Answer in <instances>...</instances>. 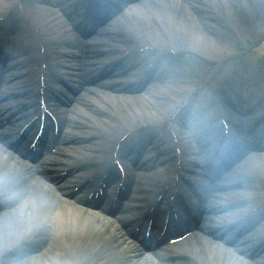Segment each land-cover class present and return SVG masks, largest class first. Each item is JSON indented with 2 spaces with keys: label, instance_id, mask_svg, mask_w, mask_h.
<instances>
[{
  "label": "bare ground",
  "instance_id": "obj_1",
  "mask_svg": "<svg viewBox=\"0 0 264 264\" xmlns=\"http://www.w3.org/2000/svg\"><path fill=\"white\" fill-rule=\"evenodd\" d=\"M45 1L0 0V26L3 25L0 33H6V24L14 14L17 21L22 22L20 27L30 39L42 42L52 56L70 60L83 57L88 52L77 38L72 40L65 18L64 0L52 1L53 7H48ZM118 28V36H110L107 44L94 45L91 53L95 54L93 65L97 66L96 70L106 71V80L109 82L105 84L106 81H102L98 85L103 90L107 89L108 93L111 91L122 96L92 94L94 98H89L84 103L88 111L84 117L88 122L86 131L80 133L82 128L75 127L66 133L65 139L75 141L83 139V134H88V137L97 135L99 139H105L106 145V139L116 137V154L122 157L126 151L124 146H127L129 140L138 143L139 137L150 138V135L141 133L146 131L145 127L163 128L166 124L168 128H173L171 116H175L186 96L192 97L197 87L210 77L212 70L207 67L200 80L186 86L187 81L179 79L177 75L178 71L185 72V69L175 66L168 55L186 52L198 57L200 61L193 67V72H196L199 65L214 67L235 58L237 54L231 49L230 39L233 43L238 40L249 44L252 42V52L264 48V0L163 1L153 4L146 14L132 12L118 23ZM122 51L140 53L137 58L140 64L151 67L152 74H158L162 78L160 85L148 87L140 95L124 96L126 93H133L134 88L131 85L125 86L123 80L117 81L122 75L112 74L115 64L109 63L117 55H121ZM151 52L160 54L147 58ZM30 61L33 62V59ZM60 61L58 60L59 64L63 66L64 63ZM66 67L63 66L65 69ZM86 77L88 76H72L73 85H68L65 91H59L55 83L51 82L49 85L46 80L44 89L50 95L57 94L66 99L62 93L82 90L77 88V81ZM180 85L186 87L182 88ZM190 89L194 90L190 92ZM47 93L42 91V94ZM241 99L245 101L244 98ZM255 99L258 100L257 97ZM58 100L56 97L50 101L55 103ZM198 113L200 114L199 110ZM191 117L192 115H188L181 121V127L185 129ZM184 136L168 131L150 139L157 143L171 140L178 148L182 146L193 150ZM89 148L84 145L73 150L77 163L73 165L74 168L90 165L93 159ZM170 151L168 148L167 153L170 154ZM94 152L100 153V150L96 147ZM68 161L72 162L71 159ZM22 165L19 160L0 151V264H116L117 262L108 260L113 254L119 258L118 264H156L153 259L134 253L122 241L112 223L81 208L77 204L79 199L67 195L61 197L56 191L57 186L29 179L23 173L25 169ZM211 178L208 177L207 180L210 182ZM242 179L239 191H225L227 197L231 198L230 201L243 202L248 208L259 207V198L242 190H253V180L264 183V161L249 166ZM10 189L17 193V207L6 211L4 208L11 207L12 204L3 199L5 195L10 196ZM209 192L210 189H201L203 196ZM216 193H220V189L213 187L212 194ZM262 198L264 200V195ZM259 216L264 222V210H259ZM33 242L36 246L32 245ZM208 245L189 248V253L194 255L190 264H248L224 251L219 245H214L212 241ZM27 247H32V252L27 253ZM15 253L20 257L15 256Z\"/></svg>",
  "mask_w": 264,
  "mask_h": 264
},
{
  "label": "rangeland",
  "instance_id": "obj_2",
  "mask_svg": "<svg viewBox=\"0 0 264 264\" xmlns=\"http://www.w3.org/2000/svg\"><path fill=\"white\" fill-rule=\"evenodd\" d=\"M37 31L41 33L38 28H37ZM229 41H230V45L232 46L231 49L235 51L236 54H238V56L231 59L230 61L220 63L219 65L214 66V67L206 65V68L209 67L208 69H211L212 72L210 74V77L207 80L203 81L201 86L197 87V89L195 90V93H196L195 96L197 99L195 101L198 102L199 100V103L196 105L195 109H198L204 105H207L209 101H211L212 99L214 100V97H211L212 93L213 92L217 93L219 91V87H221L220 86L221 83H223V85L224 83H228V79L230 82H234V84H238V83H241L239 82L240 79L248 80L249 78L253 77L254 80L246 81L247 83L246 85L250 86L251 89L254 88L255 92H258L260 94L261 99L264 98V79H263L264 73L263 71L260 72V70L262 69V65L264 64V48H258L256 52H252V50L254 49L253 48L254 45L252 42H250L249 44L241 40H238V42L236 43H233L232 39H230ZM178 54L174 56V59H177L176 56H179V58H182V61L176 62L177 66L185 69V72L178 71L177 73L178 78L183 81H187L186 82L187 85H191L197 82L201 78L200 76H201L202 71L206 69L202 67L204 65L203 64L199 65L198 70L196 72H193L194 65L198 64L200 60L193 56L188 57V54H185L182 52H179ZM236 71L241 72L239 73L240 75L231 74ZM171 76L173 77V72ZM184 86L185 85H180V87H184ZM151 88H154V86ZM200 102H203V103H200ZM174 118L176 117L174 116L172 119ZM255 181H253L255 186L251 192V195L256 198L260 197L261 199L262 196L264 195V183L257 181V180Z\"/></svg>",
  "mask_w": 264,
  "mask_h": 264
}]
</instances>
